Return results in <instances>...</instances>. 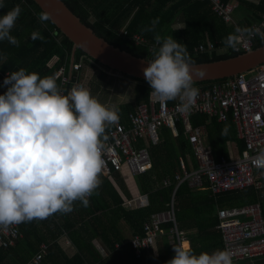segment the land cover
<instances>
[{
    "label": "trees",
    "instance_id": "1",
    "mask_svg": "<svg viewBox=\"0 0 264 264\" xmlns=\"http://www.w3.org/2000/svg\"><path fill=\"white\" fill-rule=\"evenodd\" d=\"M230 1L232 0H222L224 3ZM236 1L238 6L246 11L240 23H237L238 27L250 28L253 23L264 20V0ZM63 2L98 37L145 60L147 57L151 58L152 49L149 50L147 45H135L132 40L134 34L141 35L150 44H154V36L157 33L163 37L173 36L180 43L186 44L194 61L193 64L219 61L242 54L241 52L235 53L230 47H222L225 45L216 27L217 18L211 12L209 4L199 0H63ZM17 4L21 6L22 12L15 27L11 30V35L16 37L20 43L17 47L7 40L0 41V69L12 72L24 68L30 72L35 71L43 77L53 76L56 69L64 66L68 73L72 59V42L51 21L41 22L38 19V13L42 11L31 0H24L23 3L17 0H4V7L0 8V16ZM153 20H158L155 31H143L146 26H151ZM123 29L128 31V36L120 35ZM34 31H39L44 40L33 41L31 34ZM230 33H235L234 27H230L225 32L224 38ZM207 43H215V47H218L217 51L211 54L195 53L194 49L197 46ZM263 45L264 43H261L258 36L254 38L253 49ZM82 56L86 55L77 49L74 53V61L78 62ZM88 59L91 58L88 57ZM94 62L99 64L97 61ZM105 69L110 70L107 67ZM124 77L134 83L132 87L134 98L130 102L119 105L120 119L118 122L128 126V115L135 110L137 105L149 101L151 88L146 80L126 75ZM114 78L104 71L97 70L89 82V89L101 100L105 90L111 84V79ZM212 82L195 83L194 86L198 87L200 92ZM57 84L59 86V83ZM2 86L0 82V89ZM6 89L7 87L0 94H3ZM176 102L170 101V105L173 106ZM201 125L206 127V142L211 147L215 160L228 157L229 143H235L239 149L243 147V143L236 137L230 119L227 123L220 124L214 118L208 119L199 115L191 117L192 127ZM225 125L229 127L228 134L221 136ZM113 126H109L108 129ZM188 136V130L183 123H178L177 135L168 127L160 129L159 144L152 146L149 150L151 169L135 177L138 192L141 197L147 199V205L135 210H125L123 201L114 190L110 180L101 177L102 184L97 190L99 194H93L90 198L93 205L100 208L101 213L97 215L90 203L88 207H83L81 202H76L71 213H57L39 220V223L45 226L44 232L37 226L38 220L26 222L24 229L28 226V234L35 239L32 240L33 242L26 239L25 252L19 264H26L38 252L41 244L52 243L54 245L63 234H67L78 249L73 257L66 258V264H86V262L88 264H110L102 260L97 261L99 256L94 239H99L101 246L108 252L120 254L122 260L120 264H152L153 253L150 250L143 251L140 257H135L130 239L123 238L121 231H126L130 235L129 238L143 235V225L149 222L150 216L169 209L176 184L175 175L181 171L180 157L185 159L188 170L196 168ZM167 179L171 184L166 187L164 181ZM257 198V194L251 187L243 191L213 195L208 190L192 191L186 183H182L175 195L177 228L187 233L186 238L196 254L202 251L211 253L216 249H222L221 235L216 229L217 208L242 206L256 202ZM172 227V223L164 224L163 229L166 233L156 239L162 264H166L175 255L169 242V230ZM25 233L26 237H29L26 230ZM11 249L0 250V264H6L10 258ZM89 254L92 256L89 257ZM92 258L93 260H90Z\"/></svg>",
    "mask_w": 264,
    "mask_h": 264
},
{
    "label": "clouds",
    "instance_id": "2",
    "mask_svg": "<svg viewBox=\"0 0 264 264\" xmlns=\"http://www.w3.org/2000/svg\"><path fill=\"white\" fill-rule=\"evenodd\" d=\"M3 7L4 0H0V8ZM21 12L17 4L0 16V41L19 46L11 30ZM38 19L46 22L53 18L43 11L38 13ZM157 23L158 20H153L143 31L154 32ZM262 29L264 25L237 27L222 43L237 49L238 34L248 38L258 36L264 43ZM31 39L43 41L44 37L34 31ZM151 52L143 69L151 95L161 103L178 101L182 113L190 111L199 88L194 86L191 70L194 61L186 44L171 35L163 37L157 33ZM3 83L7 89L0 94V229L8 230L57 213H71L76 202L88 207L90 197L99 194L109 139L107 129L119 121V108L101 102L81 85L65 94L54 76L42 77L24 68L12 71ZM228 131L225 125L221 136ZM251 163L264 170V151L253 157ZM151 246L158 253L159 247ZM173 250L175 255L166 264H233V254L228 248L196 254L181 242L173 245Z\"/></svg>",
    "mask_w": 264,
    "mask_h": 264
},
{
    "label": "built area",
    "instance_id": "3",
    "mask_svg": "<svg viewBox=\"0 0 264 264\" xmlns=\"http://www.w3.org/2000/svg\"><path fill=\"white\" fill-rule=\"evenodd\" d=\"M199 1L208 3L211 12L224 24L235 29L238 27L233 19L236 8L233 1ZM261 25H264V20L253 23L251 27ZM120 35L128 36V31L123 29ZM238 35L240 43L237 49L232 50L235 53L251 51L256 37ZM132 40L135 45H147L149 50L154 45L138 34H134ZM217 49L215 43H207L200 44L194 51L196 54H211ZM97 70L104 71L110 77L121 76L112 70H106L86 56H82L78 62L71 61L68 73L62 66L54 71L53 76L67 94L76 85L89 87L88 84ZM8 74L11 71L0 69V82L3 85ZM196 115L214 118L220 124L227 123L230 119L236 137L243 143V147L239 149L235 143H230L228 157L215 160L211 147L206 142V127L191 126V117ZM178 123H183L188 130L196 168L188 170L185 159L180 157L181 171L175 175L176 184L169 209L152 214L149 222L143 225V235H135L130 239L135 257L138 258L143 251L150 250L156 239L166 233L164 224H173L169 230L172 247L187 239L185 232L178 230L175 218V195L180 185L186 183L192 191L208 190L213 195L243 191L251 187L257 194V201L242 206L218 207L216 229L221 235L222 249L228 248L233 254V264L264 258V170L255 168L251 163L253 157L264 151V64L251 72L210 83L200 90L195 105L187 112L180 111L179 102L171 106L170 101L161 103L150 95L147 103H140L128 115V126L117 122L111 129H107L109 139L105 145V166L101 177L110 178L118 173L123 177L134 178L147 173L152 166L149 150L159 144L160 129L168 127L177 135ZM170 184L169 179L164 181V186ZM143 205L140 200L138 207ZM24 224L15 225L8 230L0 229V250H8L17 244L22 237ZM48 247L46 243L41 244L38 252L27 264H41Z\"/></svg>",
    "mask_w": 264,
    "mask_h": 264
},
{
    "label": "water",
    "instance_id": "4",
    "mask_svg": "<svg viewBox=\"0 0 264 264\" xmlns=\"http://www.w3.org/2000/svg\"><path fill=\"white\" fill-rule=\"evenodd\" d=\"M42 12L52 15L50 20L73 44L72 59L77 49L99 64L120 75L145 80L143 69L147 60L135 57L121 50L105 39L98 37L85 26L63 2V0H31ZM264 64V45L249 52L219 61L192 64L195 83L212 82L232 78L238 74L251 72Z\"/></svg>",
    "mask_w": 264,
    "mask_h": 264
},
{
    "label": "crops",
    "instance_id": "5",
    "mask_svg": "<svg viewBox=\"0 0 264 264\" xmlns=\"http://www.w3.org/2000/svg\"><path fill=\"white\" fill-rule=\"evenodd\" d=\"M232 1L236 5V8H235L234 13H233V16L235 17L236 21H235L234 17H233V19L236 23H240L241 19L246 14V11L238 6V3L236 0H232ZM216 27L218 29L219 37L221 38V40H223L225 32L228 31L230 26L224 24L221 20L217 19ZM117 79H119L121 81L116 82V83H122L123 84V87H122L123 92L122 93L123 94L125 93L124 96H128L129 94H127L126 92H127V88H129V85H130L129 82L130 81H128V79H126L125 77H120ZM88 86H89V84H88ZM5 88H6L5 86H2L0 89V93ZM87 88H89V87H87ZM129 90H130V88H129ZM132 92H133V88H132ZM132 96L134 98V93ZM133 98L130 101H132ZM130 101H128V102H130ZM176 103H178V101ZM117 107H119V105ZM127 119H128V117H127ZM228 146L229 147L231 146L230 143L228 144ZM109 180H110V183L112 184V186L114 187V190L117 192V194L119 195V197L123 201V208L125 210L137 209L138 208L137 205H138L140 200H141V203L144 204L143 206L147 205V199L145 197H141L139 192H138V188H137V185L135 182V177L134 178H132L130 176L123 177L121 174L116 173V174H113L109 178ZM90 204L92 205L91 207L93 208V210L95 211V213L97 215L101 213V210L97 205H93L92 201H90ZM37 226H39L43 232L45 231V226L42 223H39V220L37 221ZM31 228H32V226L30 227V229ZM25 230L27 231V234H28V226H25V229H24V225H23L22 237L17 242V244L14 247H12V249L10 248L11 249L10 250L11 255H10V258L8 259V261L6 262V264H19V263H21V256L25 252L24 248L26 245V239H29L30 242H33L32 240L35 239V237H30L29 234H28L29 237H26ZM190 231H192V230H190ZM190 231H187V232H190ZM121 235L125 239H131V238H129L130 235H128L127 232L124 230L121 231ZM183 243H187V245L190 246V243L187 239L184 240ZM48 244H49V248H48L47 255L45 256V258L41 264H66V258L67 257H73L78 252L77 247L72 243V241L70 240V238L67 234H63L62 236H60L59 239L56 240L54 245L52 243H48ZM94 244L98 249L97 250V253L99 256V260H97L98 262H100V260H102V262L110 263V264H116V263L120 264L121 263L122 260L120 259V254L108 252L106 249H104L101 246V242L99 241V239H94ZM155 246L158 247V244L155 243ZM116 247H120V246L116 245ZM101 249H103V251ZM150 251L153 253L152 264H162L161 257H160V251H158V253H156V252H154L153 248H151ZM89 255H90L89 257L92 256L91 254H89ZM90 260H93V258ZM254 260H256V259H254ZM28 261L26 262V264L28 263ZM86 264H88V263L86 262Z\"/></svg>",
    "mask_w": 264,
    "mask_h": 264
},
{
    "label": "rangeland",
    "instance_id": "6",
    "mask_svg": "<svg viewBox=\"0 0 264 264\" xmlns=\"http://www.w3.org/2000/svg\"><path fill=\"white\" fill-rule=\"evenodd\" d=\"M234 17V16H233ZM235 19V17H234ZM236 21V19H235ZM249 74V73H248ZM121 77V76H118ZM121 80L119 79H111V84L110 86H108V88L105 90V93L103 94L102 98H101V102L107 103V104H114L116 106L126 103L128 101H130L133 98V92H132V87L133 84L132 82H129V88H127V94H129L128 96H124V94L122 93V87L123 84L122 83H116L119 82ZM128 87V86H127ZM234 264H264V258H259L256 260H251V261H240V262H236Z\"/></svg>",
    "mask_w": 264,
    "mask_h": 264
},
{
    "label": "bare ground",
    "instance_id": "7",
    "mask_svg": "<svg viewBox=\"0 0 264 264\" xmlns=\"http://www.w3.org/2000/svg\"><path fill=\"white\" fill-rule=\"evenodd\" d=\"M185 244V243H184Z\"/></svg>",
    "mask_w": 264,
    "mask_h": 264
}]
</instances>
